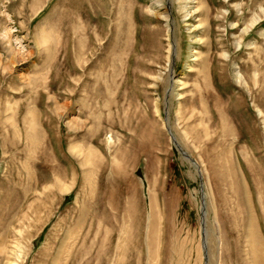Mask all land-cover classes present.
<instances>
[{
    "label": "rangeland",
    "instance_id": "1",
    "mask_svg": "<svg viewBox=\"0 0 264 264\" xmlns=\"http://www.w3.org/2000/svg\"><path fill=\"white\" fill-rule=\"evenodd\" d=\"M0 264H264V0H0Z\"/></svg>",
    "mask_w": 264,
    "mask_h": 264
},
{
    "label": "water",
    "instance_id": "2",
    "mask_svg": "<svg viewBox=\"0 0 264 264\" xmlns=\"http://www.w3.org/2000/svg\"><path fill=\"white\" fill-rule=\"evenodd\" d=\"M173 139V141H174V138H172ZM177 145V144H176ZM178 146V145H177ZM179 147V146H178ZM182 153L185 155V156H187V154L185 153V152H183L182 151ZM188 157V156H187Z\"/></svg>",
    "mask_w": 264,
    "mask_h": 264
}]
</instances>
